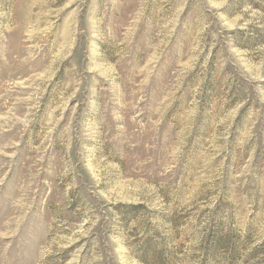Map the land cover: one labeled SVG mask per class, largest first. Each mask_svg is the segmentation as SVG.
I'll return each mask as SVG.
<instances>
[{
  "label": "rangeland",
  "instance_id": "rangeland-1",
  "mask_svg": "<svg viewBox=\"0 0 264 264\" xmlns=\"http://www.w3.org/2000/svg\"><path fill=\"white\" fill-rule=\"evenodd\" d=\"M0 264H264V0H0Z\"/></svg>",
  "mask_w": 264,
  "mask_h": 264
}]
</instances>
